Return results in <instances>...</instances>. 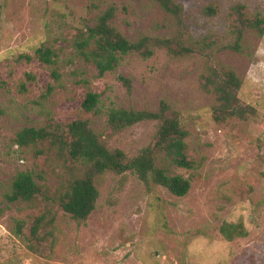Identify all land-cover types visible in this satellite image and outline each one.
I'll return each mask as SVG.
<instances>
[{"label":"rangeland","instance_id":"374dc122","mask_svg":"<svg viewBox=\"0 0 264 264\" xmlns=\"http://www.w3.org/2000/svg\"><path fill=\"white\" fill-rule=\"evenodd\" d=\"M174 1L184 8L188 36L215 41L216 61L241 78L238 96L250 109L244 118L214 119L216 98L202 86L205 58H171L163 49L147 59L128 54L99 77L78 54V31L94 26L109 8L115 9L111 25L129 41L174 35L175 20L152 0H0V208H5L0 264H264V35L250 30L240 53L220 50L234 41L228 33L230 9L242 3L248 14L264 15V0ZM209 4L217 6L215 16L203 15ZM40 46L58 55L57 82L35 57ZM87 92L99 95L97 116L79 108ZM161 101L187 132L195 168L171 171L190 179L186 195L146 187L129 172L105 173L96 178L99 197L83 224L52 202L6 206L3 195L17 172H32L51 194L84 172L46 143L17 147L13 140L19 130L86 119L109 149L133 157L150 144L157 122L112 132L106 113L111 108L154 112ZM37 216L44 224L33 252L25 235ZM237 223L246 235L226 240L222 225Z\"/></svg>","mask_w":264,"mask_h":264},{"label":"trees","instance_id":"16d2710c","mask_svg":"<svg viewBox=\"0 0 264 264\" xmlns=\"http://www.w3.org/2000/svg\"><path fill=\"white\" fill-rule=\"evenodd\" d=\"M170 15L177 31L170 37L142 36L132 42L122 36L112 25L115 9L109 8L97 20L94 26L80 30L75 37V48L78 54L90 62L99 77L116 69L119 59L128 54H137L143 59L153 55L155 50L163 49L171 58L196 56L206 59L205 72L201 75L202 86L215 96L217 105L213 108L214 119L222 121L226 117L244 118L250 110L240 101L238 93L242 80L229 67L219 64L215 59V41L209 37L194 39L187 34L184 8L174 0H152ZM218 12L215 5L209 4L202 10L203 15L212 17ZM231 23L228 33L234 37L232 43L220 50L229 49L241 52L242 39L250 30L259 38L264 35V15L248 14L242 3L235 4L229 12ZM219 50V49H218ZM36 59L49 68L51 78L57 82L60 78L56 64L58 55L49 47L40 46L34 50ZM19 59L30 61L31 57L19 55ZM124 84L129 80L120 77ZM52 86H47L50 93ZM99 95L87 92L80 102L79 108L86 114L97 116ZM168 103L161 101L157 111H136L124 108H111L106 113V126L116 132L145 121L157 122V129L149 145L142 148L133 157H127L119 149H109L101 137L95 133L88 120L75 119L67 124L49 123L43 127H26L19 130L13 143L19 147L47 144L61 158L84 168L83 175L66 181L52 194L46 186L40 184L32 172H17L10 184L9 191L3 195L6 206L12 203L25 202L36 205L39 201L52 202L58 209L77 223H85L94 211L99 197L96 178L105 173L121 175L132 173L146 187L151 184L166 189L174 196L182 197L190 189V179L171 173L173 167L192 170L194 161L187 153V132L184 130L178 114L171 111ZM5 208H0V216ZM52 223V220H50ZM44 217L37 216L28 226L27 237L29 249L38 252L41 241L40 230ZM24 222H21L17 233H21ZM221 233L228 241L246 235L241 223L223 224Z\"/></svg>","mask_w":264,"mask_h":264}]
</instances>
